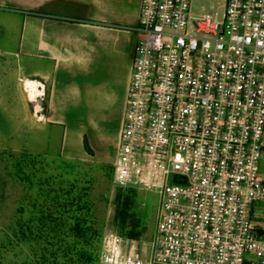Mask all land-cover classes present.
<instances>
[{"label":"built area","instance_id":"built-area-1","mask_svg":"<svg viewBox=\"0 0 264 264\" xmlns=\"http://www.w3.org/2000/svg\"><path fill=\"white\" fill-rule=\"evenodd\" d=\"M133 31L112 182L155 229L98 263L264 264V0H140Z\"/></svg>","mask_w":264,"mask_h":264},{"label":"crops","instance_id":"crops-1","mask_svg":"<svg viewBox=\"0 0 264 264\" xmlns=\"http://www.w3.org/2000/svg\"><path fill=\"white\" fill-rule=\"evenodd\" d=\"M139 4L0 0V117L6 119L0 125L28 122L31 127L36 114L38 122L61 129L60 156L112 165ZM25 82L38 91L33 102Z\"/></svg>","mask_w":264,"mask_h":264},{"label":"rangeland","instance_id":"rangeland-1","mask_svg":"<svg viewBox=\"0 0 264 264\" xmlns=\"http://www.w3.org/2000/svg\"><path fill=\"white\" fill-rule=\"evenodd\" d=\"M136 36L137 41L144 38L143 33ZM38 120L34 114L31 127L28 122L0 125V264H81L79 250L89 246H80L73 231L77 222L92 247L95 236L100 242L106 232L118 234L113 163L60 156L61 129ZM125 192L133 195L131 212L143 228L135 241L146 242L155 229L158 198L134 188Z\"/></svg>","mask_w":264,"mask_h":264},{"label":"trees","instance_id":"trees-1","mask_svg":"<svg viewBox=\"0 0 264 264\" xmlns=\"http://www.w3.org/2000/svg\"><path fill=\"white\" fill-rule=\"evenodd\" d=\"M85 149L89 153L87 147H85ZM132 198L133 195L131 193L125 192L123 189H118L114 199L115 209L113 224L120 236L126 239L138 240L143 233V228L135 215L131 212ZM73 231L75 232L76 238L80 239L79 243L81 247L83 246L86 248L89 246V249L81 248L79 250L78 262L81 264H95L98 261L100 235L95 236L96 245L92 247V241L88 244L83 239V234L87 230L82 224L77 222ZM91 236H94V234H91Z\"/></svg>","mask_w":264,"mask_h":264},{"label":"bare ground","instance_id":"bare-ground-1","mask_svg":"<svg viewBox=\"0 0 264 264\" xmlns=\"http://www.w3.org/2000/svg\"><path fill=\"white\" fill-rule=\"evenodd\" d=\"M25 88L27 90V93H28V97L29 99L32 100V102L34 101V97L36 94H38V91L36 90L35 88V85L34 83H28V82H25ZM37 96V95H36ZM36 98V97H35ZM37 106V105H36Z\"/></svg>","mask_w":264,"mask_h":264}]
</instances>
